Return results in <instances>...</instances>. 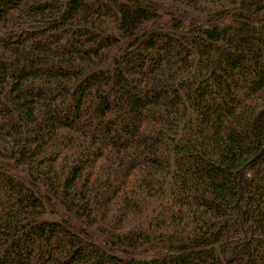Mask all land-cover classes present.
Instances as JSON below:
<instances>
[{
    "label": "trees",
    "instance_id": "obj_1",
    "mask_svg": "<svg viewBox=\"0 0 264 264\" xmlns=\"http://www.w3.org/2000/svg\"><path fill=\"white\" fill-rule=\"evenodd\" d=\"M0 264H264V0H0Z\"/></svg>",
    "mask_w": 264,
    "mask_h": 264
},
{
    "label": "water",
    "instance_id": "obj_2",
    "mask_svg": "<svg viewBox=\"0 0 264 264\" xmlns=\"http://www.w3.org/2000/svg\"><path fill=\"white\" fill-rule=\"evenodd\" d=\"M261 155V153H259L258 155H257V157H259Z\"/></svg>",
    "mask_w": 264,
    "mask_h": 264
}]
</instances>
